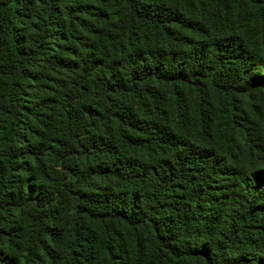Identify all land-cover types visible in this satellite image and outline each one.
Here are the masks:
<instances>
[{
	"label": "trees",
	"instance_id": "16d2710c",
	"mask_svg": "<svg viewBox=\"0 0 264 264\" xmlns=\"http://www.w3.org/2000/svg\"><path fill=\"white\" fill-rule=\"evenodd\" d=\"M0 264H264V0H0Z\"/></svg>",
	"mask_w": 264,
	"mask_h": 264
}]
</instances>
